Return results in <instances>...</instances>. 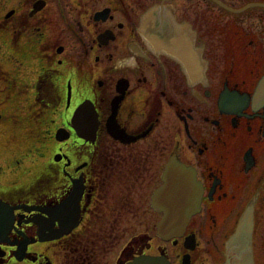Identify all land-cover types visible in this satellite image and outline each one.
Wrapping results in <instances>:
<instances>
[{
	"label": "flooded vegetation",
	"instance_id": "obj_1",
	"mask_svg": "<svg viewBox=\"0 0 264 264\" xmlns=\"http://www.w3.org/2000/svg\"><path fill=\"white\" fill-rule=\"evenodd\" d=\"M263 78L264 0H0V202L14 218L0 264H264ZM85 101L97 116L92 141L71 126ZM41 125L51 154L24 182L23 130L39 141ZM7 145L18 155L3 157ZM115 146L133 165L153 162L146 176L157 183L154 236L122 247L128 229L103 183L129 161ZM171 160L194 173L200 203L163 239L151 196ZM45 214L52 231L60 216L74 226L39 237L32 220Z\"/></svg>",
	"mask_w": 264,
	"mask_h": 264
},
{
	"label": "water",
	"instance_id": "obj_2",
	"mask_svg": "<svg viewBox=\"0 0 264 264\" xmlns=\"http://www.w3.org/2000/svg\"><path fill=\"white\" fill-rule=\"evenodd\" d=\"M257 90L259 92L264 91V78L260 81ZM257 98L264 100V94H257ZM96 118L97 116L92 104L89 101H85L74 110L71 126L79 137L92 141L95 137ZM66 137L68 135H65L63 130H58L56 134L58 140ZM162 180L163 184L151 196V207L155 212L162 214L160 221L156 225V235L163 239H170L181 234L191 216L198 212L200 188L195 180L194 173L175 160H171L166 165L165 171L162 174ZM65 207V203L57 207L60 214L64 212ZM44 212L47 213L46 210ZM248 217L247 215L241 218L239 234L243 231V224L248 222ZM72 218L76 219L75 216H72ZM13 220L12 209L0 202V244L8 242L7 236L13 227ZM32 221L38 226L39 237L40 233L51 232L49 239L58 237L60 235L59 231L67 233L74 226L73 224H64L62 216L57 220L59 228L55 231H52L53 226L48 222V218L37 221L35 217ZM23 243L16 244L18 247L13 253L15 258L23 257L21 256L23 255L21 251L26 249L28 242ZM2 255L3 253L0 249V256ZM127 264H169V262L163 257L139 256Z\"/></svg>",
	"mask_w": 264,
	"mask_h": 264
},
{
	"label": "rangeland",
	"instance_id": "obj_3",
	"mask_svg": "<svg viewBox=\"0 0 264 264\" xmlns=\"http://www.w3.org/2000/svg\"><path fill=\"white\" fill-rule=\"evenodd\" d=\"M24 111L25 110H23L22 113ZM46 123H48V120ZM47 128V125H41L38 128L39 141H32V145V142L29 139H26L25 131L23 130V137L25 138V141L23 142L22 152H20L23 159L22 174L20 176L23 178L24 182L30 180V171L37 172L38 174L41 170L39 168H41V166L49 160L51 152L49 148L46 147V143L48 141L46 138L48 136ZM8 148H5L6 150L4 149L5 152L2 154L3 157L7 159L9 156L13 157L14 154L18 155V151L14 153L13 149ZM145 148L146 145H144V149ZM29 150L31 152H29ZM112 154L119 160L125 158L129 160L116 164L117 168L124 171L123 173L119 172L117 175L112 177H109V175H107L108 177L104 176L103 180L104 184L105 181L109 183L107 186L105 185V192H108L106 194H108V196L112 199L114 205L119 202L115 205L116 209L119 210V220L128 229L126 232L123 231L122 238L119 242V247H122L128 242V240H130V238L138 240L137 238L141 237L143 234H148V236L151 237L154 236V226L157 216H155L152 211L148 210V206L151 190L157 184L155 179L156 172L152 173L150 178L146 176V171L149 165H153V162L149 163L146 169H144L139 163H135V165L131 164L130 157H128L131 153L127 148L115 146ZM134 157L135 156L131 157V159ZM108 162L109 160L104 163L105 168L106 165H110ZM1 163H3V159ZM125 168L129 170H126ZM105 170H109V168L104 169V171ZM134 236L135 238H133ZM112 259L113 257L111 260Z\"/></svg>",
	"mask_w": 264,
	"mask_h": 264
}]
</instances>
